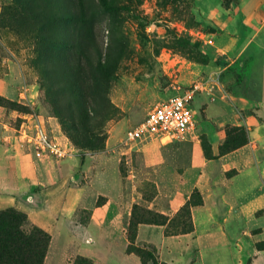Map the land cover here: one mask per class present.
Wrapping results in <instances>:
<instances>
[{"label":"rangeland","instance_id":"1","mask_svg":"<svg viewBox=\"0 0 264 264\" xmlns=\"http://www.w3.org/2000/svg\"><path fill=\"white\" fill-rule=\"evenodd\" d=\"M107 1L115 12L102 0H0V211L24 213L25 231L50 234L43 264H143L129 251L134 206L169 217L165 235L192 233L193 211L204 206L220 209L217 226L231 238L264 232V101L254 72L264 59L245 51L249 30L233 17L248 0ZM195 85L190 139L125 140L156 105ZM60 114L90 120L106 134L103 147L76 145ZM37 123L68 147L67 158L34 148ZM235 127L249 142L222 154ZM142 225L153 233L139 237ZM156 231L139 225L133 245L152 246L167 263L147 242L159 244Z\"/></svg>","mask_w":264,"mask_h":264},{"label":"crops","instance_id":"2","mask_svg":"<svg viewBox=\"0 0 264 264\" xmlns=\"http://www.w3.org/2000/svg\"><path fill=\"white\" fill-rule=\"evenodd\" d=\"M239 12L240 14H234V20L238 18L237 20L244 24L243 28L249 30L248 42L244 49L249 56L255 53L257 60L260 61L264 59V0L253 2L248 0L242 4ZM258 29H262V39H260L262 36L257 31ZM256 68L258 70L254 72L259 75L264 101V71H259L258 66ZM4 134L3 127L0 125V165L2 164V153L5 150ZM2 172L0 166V175ZM1 182L0 178V188ZM249 210L250 214L253 213L252 209ZM221 218L222 214L218 207H200L193 211L194 231L192 233L168 237L162 231V226H156L159 231L154 233L160 232L162 235L159 244L154 243L152 239L147 242L154 245L158 249L160 259L169 264H264V247L263 250L258 249V243L264 241L261 236L264 232L254 236L244 232L240 236L231 238L228 233L218 228L217 224ZM144 226L139 228V237H143L145 233L147 235L153 233H151V226L147 228ZM172 242L182 244V248L178 251ZM220 249H225L226 254L217 255Z\"/></svg>","mask_w":264,"mask_h":264},{"label":"trees","instance_id":"3","mask_svg":"<svg viewBox=\"0 0 264 264\" xmlns=\"http://www.w3.org/2000/svg\"><path fill=\"white\" fill-rule=\"evenodd\" d=\"M103 6L108 12H115L114 7L107 0H102ZM78 15V11H74V16ZM72 47L73 45H67ZM75 47V45H74ZM106 81L111 78V72L105 67L100 69ZM81 94L82 99L86 101L84 96L86 92ZM82 113L87 114V109ZM62 116V117H61ZM60 119L67 134L76 145L81 148L95 150L103 147L106 140L105 132L95 134L93 128L90 127V120L78 123L75 120H68L60 114ZM249 142V133L245 127H235L228 130V140L220 147L222 154L229 153L245 146ZM205 150V149H204ZM207 152V151H206ZM138 206H134L132 219L128 225V240L130 241L129 251L137 254L143 264L152 262L160 264L157 259L156 250L152 246L145 247L133 245L137 238V229L141 224L162 226L168 228L172 222L169 217L164 214L152 212L151 210H142ZM28 223V217L24 213L16 211H0V264H43L46 250L51 242L50 234L36 227L31 228L29 232L24 230V226ZM189 233L185 226L179 232H166L167 236H176L179 234ZM149 247V248H148ZM259 250H263L258 245ZM86 262V261H85ZM168 264V263H161Z\"/></svg>","mask_w":264,"mask_h":264},{"label":"built area","instance_id":"4","mask_svg":"<svg viewBox=\"0 0 264 264\" xmlns=\"http://www.w3.org/2000/svg\"><path fill=\"white\" fill-rule=\"evenodd\" d=\"M198 91L201 88L195 85L156 105L143 122L127 131L125 140L167 145L190 139L197 125L194 100ZM29 142L37 151L57 159H65L70 155L68 147L50 136L41 123L35 125Z\"/></svg>","mask_w":264,"mask_h":264}]
</instances>
